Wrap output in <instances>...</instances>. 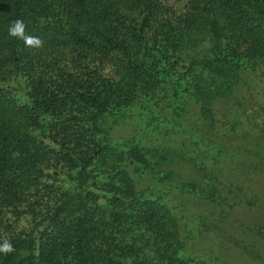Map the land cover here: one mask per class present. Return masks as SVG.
<instances>
[{
	"label": "trees",
	"instance_id": "obj_1",
	"mask_svg": "<svg viewBox=\"0 0 264 264\" xmlns=\"http://www.w3.org/2000/svg\"><path fill=\"white\" fill-rule=\"evenodd\" d=\"M16 19L42 48L8 36ZM261 64L264 0H0V243L15 249L0 264H196L127 170L164 157L112 143L102 123L167 86L214 125L211 101Z\"/></svg>",
	"mask_w": 264,
	"mask_h": 264
},
{
	"label": "rangeland",
	"instance_id": "obj_2",
	"mask_svg": "<svg viewBox=\"0 0 264 264\" xmlns=\"http://www.w3.org/2000/svg\"><path fill=\"white\" fill-rule=\"evenodd\" d=\"M158 1L172 11L187 4ZM167 91L164 86L149 103L139 100L102 123L112 143L164 157L159 166L154 158L151 170L127 164L137 190L170 209L196 264H264V64L211 101L214 125L204 121L201 103ZM176 104H183L179 116ZM207 187L217 197L207 196Z\"/></svg>",
	"mask_w": 264,
	"mask_h": 264
},
{
	"label": "clouds",
	"instance_id": "obj_3",
	"mask_svg": "<svg viewBox=\"0 0 264 264\" xmlns=\"http://www.w3.org/2000/svg\"><path fill=\"white\" fill-rule=\"evenodd\" d=\"M27 25L22 19H16L8 26V36L21 40L25 47L40 49L44 46V41L38 37L26 32ZM15 251L13 245L8 239L0 243V253L4 255L11 254Z\"/></svg>",
	"mask_w": 264,
	"mask_h": 264
}]
</instances>
